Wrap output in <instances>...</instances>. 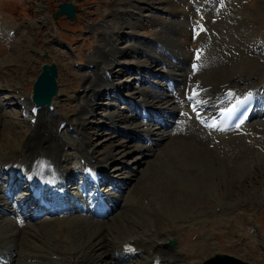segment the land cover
I'll return each instance as SVG.
<instances>
[{
  "label": "rangeland",
  "instance_id": "1",
  "mask_svg": "<svg viewBox=\"0 0 264 264\" xmlns=\"http://www.w3.org/2000/svg\"><path fill=\"white\" fill-rule=\"evenodd\" d=\"M65 1L73 2L79 6L76 18L72 20L62 15L54 20L52 18L53 12L58 9L60 3ZM227 1L232 3L227 7V13L225 14L221 7L218 8L219 0H0V18L8 21L13 27H21L20 35L11 37L8 40L3 38L0 32V87L2 86L0 88V144L6 145L5 138H8L11 130H14L11 127V130H8L7 125L4 126L2 123L11 124L10 121H17L19 124H23L22 121L20 122L22 118L20 105H18L19 93L13 91V85H21L23 91L29 93L32 88L31 81L39 74L41 65L44 62L56 61L59 67L60 77L58 83L61 96L57 97L59 99L56 101V106H60V108L57 107L54 113L64 114L65 117L70 116L75 124L74 129L78 125L77 120L82 117L78 113L84 110L88 114L83 116L86 119L85 130L82 129L85 135L81 133L82 130L76 129V131L73 130L69 134L62 133L63 138L74 144L75 149L78 146L84 153L88 149L91 156H95L94 153H96L98 158L104 160V165L110 162L109 167L108 165L106 167L108 169L107 175L109 178L111 177V182L107 183V188L113 197H116L115 200L121 201L123 206L102 218L89 211L80 215L75 213L74 216L70 215L68 217L82 218L83 221L86 220L87 224L89 222V226L96 225L95 227L101 231L108 227L110 235L112 234L110 237L115 236L114 233H117L120 229L131 228L130 230L135 232L134 229L137 228V225L143 223L140 210L137 208L131 209L133 205H128L131 202L130 200L134 198L131 192L134 191L132 188L138 180L136 178H145V174V181L150 184L154 181L155 176L160 177L164 180L163 182L168 179L170 175L164 173L169 174L170 169H177V164L174 166L161 149L170 141L168 133L177 123H179L178 131L184 130L187 125L192 124L193 128L198 131L199 134L197 135L199 137L202 129L199 127L197 129L195 126H201L198 124L197 116L203 115L204 110L210 106V102L214 99L211 98L214 92L206 91L203 93L199 91L196 95L197 102L200 99H205L208 103L203 106L197 105L199 110L196 113L188 108L190 100L186 99L185 95L190 86L189 82L199 74L197 67L189 62L194 50L199 48V44H203L201 48L206 46L209 53L201 62V66L205 72H208V69L218 72L220 67L231 61L230 57H227L230 50L226 49L229 44L226 45L222 40H225L226 37V40L234 38L232 48L236 52V49H234L238 47L236 39L244 41L242 34L238 36L239 33L237 32L241 31L238 28L246 26L253 34L255 41L257 40L258 46L254 48L256 53L253 51L250 55L259 53L264 56V0ZM249 14L254 17V23H247L251 18ZM31 22H35L36 28L29 27ZM197 22H203L205 25L202 28L204 41L201 43H196L198 34H196V31H192V27L196 26ZM23 24H27V27ZM222 30L225 33H221ZM231 30H233V33L226 36ZM187 33L189 34L187 35ZM5 36L8 37V34ZM49 40L57 41L59 45L56 46L54 43L48 45ZM21 41L23 42L21 43ZM158 41L162 45L157 44ZM176 41L180 42V46ZM216 42H220V44ZM132 44L134 45L132 46ZM163 45H165V48H163ZM42 50L49 53L48 58H42L38 55ZM137 58L139 61H137ZM12 60L16 61L9 63L12 66L6 68L8 64L4 63ZM139 62L141 67L137 66ZM90 63L96 64L95 67L89 68ZM107 64L111 65L109 69L112 73L110 72L111 77H107L108 80L106 81L104 70ZM189 67L192 74L187 78H184L183 75L180 76L181 69H189ZM127 68L129 69L127 70ZM4 69H7L5 74L3 73ZM18 69L20 71L16 73ZM241 73L244 74V72L238 71L233 75ZM171 78L172 80H170ZM261 78L257 83L262 82L261 84L264 87V76ZM222 80L225 81V78H220L217 81ZM207 81L208 85L211 84L209 80ZM92 83H97L100 88L108 89L101 96L99 95L98 100L89 98L90 102H87L89 100L84 97L83 86L87 87ZM110 85L117 86L121 96L117 95L120 94L118 92L116 94L112 92L116 88H112ZM215 85L211 84V88L213 89ZM215 98H217V95H215ZM89 105H92L93 108ZM22 110L24 109L22 108ZM111 113L112 115L120 114V117L115 116L117 121L115 124L111 122ZM142 113H146L148 119H150L142 120L140 118ZM126 115H130V118L133 116V120L132 118L127 120ZM162 122H165L166 125L162 126ZM195 122L197 124H194ZM19 124L15 127V131L30 132L29 125L24 123L20 126ZM247 127L246 133L242 130V132L230 134L231 138L243 140L240 147L237 145L239 143L234 141L228 143L226 147L225 145L214 146L215 154H219L227 168L228 166L234 168V165L239 161L243 168L231 169L232 172L229 178H221L220 172H218L219 165L212 157L210 159L211 163L209 162L211 165L208 167L211 169L208 170L210 174H207V172L204 176L202 174L201 176L198 175L201 182H198L199 190L196 193L189 194L191 197L182 196L184 194L180 195L179 193L173 194L180 203H182L181 200L185 201V209L191 214L190 219L193 221L188 231L186 230L188 227L185 226L183 231L172 238L176 241V244L170 246L182 250L183 254H189L193 251V254L196 253L195 257L198 256L197 254L200 255V250L204 253L208 247L211 249L215 247L213 250L218 253H227L251 264H264V151L257 150L252 141L247 142L249 136H254L256 140L264 145V102L260 103L257 115L247 124ZM248 132L252 135L247 136ZM202 134L203 137L206 136L203 132ZM148 135L155 142L158 141V145L153 146L154 149L151 148L154 152L151 149H146L147 153L141 154L139 147L143 146L144 151L146 147L150 146L145 141V136L148 137ZM211 135L217 136V138L222 136L214 133H211ZM9 138H14V136ZM206 138L208 140L209 136H206ZM210 139L213 140L214 138ZM210 142L215 144L214 141L210 140ZM255 144H258V142H255ZM73 147L68 149L70 150L69 153H72V157L69 154L71 167L75 165V161L79 160V156ZM199 147L198 150L202 151V145H199ZM162 151L164 154H162ZM155 154H161V157H155ZM216 155L215 157H217ZM143 156H146L144 158L145 163L142 160ZM188 159L191 158L188 157ZM195 161V164L199 166L200 160L195 159ZM184 164L182 162L179 165L182 167ZM73 171L74 169H69V172L73 173ZM196 177L197 175H191L189 180ZM184 179H188V177ZM130 180L132 181L131 186L129 185ZM120 181L124 183H120ZM113 184L116 185V188H113ZM130 190L133 191L130 192ZM21 195V191H18L14 193V197L12 196L8 200L7 206L9 207L7 209L9 213H4L0 208V214L4 216L3 218L0 217V227L3 230L2 232L6 234L5 237L12 239L10 245L18 241L17 239H21V235L24 236L23 231L17 225L25 222H20L22 217L17 212ZM2 197L6 198V195L0 190V198ZM237 200H241L244 202L243 205L246 204L247 206L244 205L240 209V204L236 203ZM21 202L24 206L25 203L22 200ZM111 204L110 201L109 205ZM258 206H261V208ZM206 212H208L206 220L208 219L207 221L210 222V227H206L202 222L204 217L200 215ZM29 213V210H26V214ZM194 215H200L201 217ZM240 215L249 219V223L244 222ZM68 217L63 219L46 217L29 221L26 225L34 226L35 229L45 220L64 222L63 220L68 219ZM71 219L65 220L70 223V229L66 234V244L76 247L79 242H82L88 247L91 243L90 240H92L88 237L90 236L89 233H87V230L79 229L75 223L72 224ZM146 221L150 222L149 218H145L144 222ZM110 227L115 229L114 232ZM53 230L54 228L47 230V232L46 230L40 232L42 234L41 241H52L50 237L54 235ZM119 231L117 235L120 234ZM43 234H46V237ZM47 235H49V238ZM202 242L208 244L205 243V246H202ZM29 243L32 245L31 241ZM33 244L42 249L41 253L44 256L52 254V250L44 243L33 242ZM18 245L21 247L20 241H18ZM15 250L4 248V252L0 254V264H17L18 262L15 263L17 260L13 256ZM136 259L122 260L126 262H120V264H133ZM22 261L20 259L19 263L26 262ZM38 261L50 264L45 258Z\"/></svg>",
  "mask_w": 264,
  "mask_h": 264
},
{
  "label": "bare ground",
  "instance_id": "2",
  "mask_svg": "<svg viewBox=\"0 0 264 264\" xmlns=\"http://www.w3.org/2000/svg\"><path fill=\"white\" fill-rule=\"evenodd\" d=\"M219 1H221L222 3H224V1H226L227 4L226 3L223 4V6H226L225 11H227V7L230 6V4L232 3V2H228L227 0H219ZM221 2H219V4H218L219 9H220ZM221 10L224 12L223 7L221 8ZM218 24H220V23H218ZM0 25L3 28H4V26H5V28L7 27L6 24L2 25L1 22H0ZM196 26H197L196 27V34H198V38L196 40V43H201L202 41H204V37H203L204 33H202V28H204L205 25L203 24V22L202 23L197 22ZM3 28H2V31H3ZM228 29H229V27H228ZM238 29H241V31L237 30L238 31L237 33H239L238 36H240V34H242L243 35L242 38L244 39V41L242 42L241 40L236 39L237 40L236 43L238 45V47L234 48V49H236V52L232 48V45L234 44L233 40H235L234 38L233 39L230 38L228 40H226L227 37L225 38V40L223 38H220V39H223L222 42H225L226 45H227V43L229 44V46H227L226 49L230 50L227 54V57H230L231 61L227 64H224L222 67H220L218 69V72L216 70L211 71L209 69H208V72L207 71L205 72L204 68H202L201 64H199V68L203 72L197 75L198 84L194 87L195 90H200V89L208 87L205 91H212V92L216 93L217 91L220 92L221 87L231 88V87H233V84H234V86H237L239 88H246V87H250V86H257V85L261 86L262 85L261 84L262 82L260 83L261 85L258 84L257 82H258V80L262 79L261 78L262 76H264V56L262 54H259V53L258 54L253 53L250 55V53H252L254 51V48L258 47L257 42H256L257 40L255 41V38L252 36L253 34L250 33L251 31H249V29L246 26H241ZM106 31H108V30H106ZM246 31H247V33H246ZM191 32H190V34H191ZM221 33H225L224 30H222ZM232 33H233V30H231V32L227 33L226 36H229ZM234 33H236V32L234 31ZM188 34L189 33H187V35ZM162 35H164V34H162ZM216 36H217V34H216ZM233 36H235V35L233 34ZM217 38H218V36H217ZM198 40H199V42H198ZM22 42L23 41H21V43ZM176 42L178 45L180 44L179 41H176ZM139 43H141V42H139ZM134 44H132V46ZM217 44H220V42H218ZM133 50H134V48H133ZM197 50L201 54V57L203 58L202 61H203L205 59L207 53H209L208 52L209 49L205 46V47L197 49ZM41 53L42 52H39V54H41ZM191 57L192 58L189 62L192 64V62H194V56L192 55ZM30 59H32V58L30 57ZM14 61H16V60H12V61H9L8 63H4V64H8V66H6V68L11 67L12 64H9V63H14ZM137 61H139V59ZM91 63H94V62H91ZM107 66H111V65L107 64ZM137 66L141 67V63L139 62V64H137ZM111 69H112V67H111ZM128 69L129 68H127V70ZM179 69H181V68H179ZM107 70H109L108 67H107ZM181 70H180L181 71L180 76L183 75L184 78L185 77L187 78V76H190L192 74L190 67H189V69L182 68ZM6 71H7V69H4L3 73L5 74ZM18 71H20V70L19 69L16 70V73ZM238 71L244 72V74L241 73L238 75H233L235 72H238ZM215 72H217V73H215ZM111 73H112V71H111ZM0 77H1V74H0ZM220 78H225V81L224 80L217 81ZM214 79L216 81H213ZM228 79H230V80H228ZM34 80H35V78L31 82H34ZM107 80L108 79H106V81ZM170 80H172V78ZM207 80H209V83H211V84H216L215 86H213L214 87L213 89L211 88V84L208 85ZM186 83H188V82H186ZM174 85H175V83H174ZM178 85L180 86V82ZM245 85H248V86H245ZM110 86H112V88H116L117 92L119 91L117 86H114V85H110ZM83 87H84V89H83L84 97L87 98L88 100H89V98L91 100H96V99L98 100L99 97L102 95V93L105 92L106 89H108V88H100L97 85V83H92V84L88 85L87 87L84 85ZM13 89H14L13 90L14 92L19 93L20 99L22 96L25 95V93L21 89V85H16V86L13 85ZM26 91H28V90L26 89ZM118 93H121V92L119 91ZM30 94H31V92H29L22 101L19 100V104H20L21 108H23L25 111H28V115H29L28 119L22 117L21 121L24 124L25 122L27 123V120H28V125H29L28 127L30 128V132L29 133H22L21 131H17V130L15 131V127H17V125L19 124L17 121H16L18 123L17 125L15 124L16 122H11V121H10L11 124L2 123L4 126L7 125L8 130L10 129V127L12 129H14V130L10 129L11 132L9 133L10 134L9 137L14 136V138H9V137L5 138L6 139L5 140L6 145L0 144V181H2L0 183V190H1V192H3L6 195V198L5 197L0 198V208L1 207H6V208L9 207V206H7L9 203L8 200H10V198H12V196L14 195L15 190H16V187H13V181H12L13 178L11 175L12 170H16V173L14 175L17 176L19 173H22L25 177H27L29 179L28 184L25 185L24 190H26V187H29L30 185H34V186H38V187H40V186L50 187V185H52L55 182V180L60 178V177L67 178L68 182H71L74 179V177H76V174H77L76 173L75 175H73V173L69 172V169H72V167L70 166V162H69L71 157L69 156L70 153H69L68 147H73L74 144L70 143L69 141H66L63 138V136L59 133V127L62 123L65 122V123H67V125H74L72 119L70 118V116L65 117L64 114L60 115V114L51 112V109H49L48 107H42V109H40L38 112V118H37L36 122L34 124H32L31 123V116H34V111L32 109V106H34V104L32 102H30ZM140 94H142V93H140ZM150 96L152 97V95H150ZM84 97H82V98H84ZM191 97H195V93H191ZM58 99L59 98H57V97L54 98L52 104L56 105V101H58ZM87 102H90V100ZM0 105H1V103H0ZM56 107L60 108V106H56ZM56 107H55V109L57 110ZM144 108H146V107H144ZM78 114H81L82 117L79 116L80 119L79 120L76 119L78 121L77 122V124H78L77 128H78V130H82V129L85 130L86 119L83 116L88 115V114L84 110H81ZM128 114H130V113H128ZM115 116L120 117V114H117V115L113 114L112 115V113H111L110 118H112L113 123L117 122L115 119ZM129 116L126 115V117L128 118L127 120H130L133 117L132 116L130 118ZM132 120H133V118H132ZM20 124H22V123H20ZM178 124L179 123H177L176 126H174L173 129H171V131L168 133V138L170 140L169 143L167 145L165 144V146H163L161 148V149H163V151L165 153L164 154L162 151V154L167 156V159L170 160V162H172V164L174 166L177 164L176 165L177 169L176 170L170 169L169 174L163 172L165 175H170L168 177V179L165 180V182H163L164 180H162L160 177L157 178L155 176L154 181L150 184V183L145 181L146 175L144 174L145 178H143V177L136 178V179H138L135 182L136 184L134 185L133 188L130 187L134 190V191L130 190V192L131 191L134 192V193L131 192V195H134L135 199L133 198L132 200H130L131 202L128 205H133V207L131 209L137 208L138 210H140L139 212L142 215L141 220L143 221L142 225L139 223L138 224L139 226L137 225V228L134 229L135 232L130 230L131 228H127L126 230L120 229V231L118 230L120 232L119 235H117V233H118V231H117V233H114V234H116L115 236L110 237L112 234L110 235L108 227L104 228L101 231V230H99V228L97 229V227H95L96 225L92 226V227L89 226L88 225L89 222L87 224L86 220L83 221V219L81 217L80 218L82 220L79 219V217H68V219H65V220H69L72 218L70 220L71 223L72 224L75 223L76 226L79 227V229L87 230V233H89V235H90L88 237H90V239H92V240H90L91 243L89 244L88 247L85 246V244H83L82 242H79V244L76 245V247H72V246L66 244L67 243L66 234H67V231L70 229V225H69L70 223L69 222H67L65 220H63L64 222L45 220L44 222H42L41 225H39L37 228L34 229V226L26 225V223L28 224V222L25 220L24 223H22V224L18 223L17 224L18 227L21 229V231H23V233H24V236L21 235V237H22L21 239H17L18 241H20L21 247L18 245V241H15V243H13V245H10L12 243V241H11L12 239L5 237L6 234H4L2 232L3 230L0 227V254L4 252V248L16 249L15 252H13L14 253L13 256L17 260L15 263L18 262L17 264H47L45 262L38 261V260L43 259V258L47 259L50 264H56V263H58V264L59 263H61V264H119L122 260L129 259V257H131L129 255L133 254V253H128V252L125 253V249H126L125 245L130 243V244H134L136 246V249H138L141 252L140 254H138V256H136V257H138V259H137L135 264H153V263H155V264H202V262L208 256H211L216 252L213 250L215 247H213V249L208 247L206 249V251H204V253L201 252L202 250H200V255L197 254L198 256L194 257V255L196 253L193 254L192 253L193 251L189 254H186V253L183 254L182 250L174 249L172 246L167 244V240L171 237L175 238L176 237L175 235L177 233H180L181 231H183L185 229V226L188 227L186 229L188 231L192 225L191 223L193 222L192 219H190L191 214H189L188 211L185 209V204H184L185 201L181 200L182 203H180V201L176 197H174L173 194L179 193L180 195L184 194L182 196L191 197V196H189V194H192V192L196 193L199 190L198 182L199 181L201 182L198 175L201 176V174H202L204 176V175H206L207 172H208L207 174H210V171H208L210 168H208V167H210V165H211L210 159L212 157L214 158L213 160L215 162H217V164L219 165V169H218L219 171L218 172H220L221 178L222 177L229 178L231 176V172H232L231 169L243 168V166L240 165V163H239L240 161L237 162L236 165H234V168H232V167L229 168V166L227 168V166L225 164H223L224 162L219 157V154L216 155L215 151H214V146L219 147L221 145H225V147H226L228 145V143H233V141L235 143H239L237 145L240 147L241 146L240 143H243V140L239 139V138L234 139V138L230 137V134H232L234 132H238V131H232L230 133L226 132L228 134H226L225 136L223 134L222 136L217 138V137H214L213 135H211L212 132L209 134L205 128L198 126V125H195L196 128L199 127L200 129H202V130H200L201 131L200 136L202 138H199L200 136L198 137V135H197L199 133H198V131H196V129L193 128L192 124L187 125L186 129L180 130V131H178V129H177ZM194 124H197V123L195 122ZM165 125H166V123L162 122V126H165ZM156 126H158V125H156ZM183 128H185V127H183ZM62 131H63V129H62ZM15 132H16V134H15ZM202 132L204 133V135L209 136V139L214 138L213 140L212 139H210V140L214 141L215 144H212L209 139L207 140L206 136L203 137ZM81 133H84L83 130L81 131ZM84 135H85V133H84ZM145 138H146V136H145ZM236 139H238L237 142H236ZM157 142L154 141L150 146L146 147L144 151H143V149H144L143 146L139 147L140 153L141 154H144V152L147 153L146 149H148V150H150L151 148L154 149L153 146H157L158 145ZM199 145H202V149H201L202 151H200V149L198 150V148H200ZM121 146H125V145H121ZM89 153H90L89 150H87L86 153L80 152L81 163H82V159L85 160L88 164H96V165L100 166V165H102V163H104V160L102 158H98V157L96 158L95 156H91ZM215 155L217 157H215ZM145 157L146 156H143V158H142L144 163H145V160H144ZM155 157H161V154L160 155L155 154ZM188 157H190L191 159H188ZM41 158H43L45 161H42ZM195 159L200 160L199 166H197L195 164V162H196ZM182 162H184L185 164L181 167L179 164L180 163L182 164ZM136 163L138 164V162H136ZM144 163H142V164H144ZM139 164H140V162H139ZM201 164H202V166H200ZM214 164H216V163H214ZM227 164H228V162H227ZM195 172H196V174H194ZM78 173H81L83 175L82 170L78 171ZM182 175L184 177H181ZM191 175H197L198 178L196 177L195 179L189 180V177ZM10 176H11V178H10ZM185 177H188V179H184ZM125 184H126V182H125ZM131 184H132V181L130 180L129 185L131 186ZM59 187L63 188L61 183H60ZM63 190L65 191V197H70L69 196L70 191H68V188H63ZM52 192L53 191H51L49 193H52ZM163 193H165V194H163ZM165 195H166V198H165ZM22 201L25 203L24 207H30V206H33L35 204V201L33 200V198L30 197V195L24 197L22 199ZM88 201H90L89 202L90 208H92V205L96 203V199H92L91 195L89 196ZM97 204L98 203H96L95 205H97ZM35 207H37V209L43 210L42 206L36 205ZM121 207H123L122 202L119 201L118 199H116L115 201H113V205L110 209H108V211L110 210V212L112 213L115 210L117 211V209H119ZM19 208H21L20 205H19ZM83 208H84L83 205H74L71 207H61L59 211L62 213L70 214V213H73L74 211H78L79 209H83ZM223 209H225V208H223ZM206 214H208V212H206L204 214H200L201 216L204 217V220L203 221L201 220V221L206 225V227H210L211 226L210 222L207 221L208 219L206 220ZM200 215H194V216L199 217ZM0 217L3 218L4 217L3 214L2 215L0 214ZM49 217H51V216H49ZM39 218H40V214H37L36 216L29 217V219H31V221L39 220ZM145 218H149L150 222H147V221L144 222ZM40 219H42V218H40ZM86 225H88V226H86ZM5 228H7V227H5ZM53 228H54V230H53L54 235L50 237L52 241H41L42 240V234L40 232H42L43 230H46V232H47V230H51ZM120 228H121V226H120ZM92 229H95V230L93 231ZM110 229L113 230V232L115 230L113 227H110ZM96 230H98V231H96ZM79 231H81V230H79ZM148 231H149V233H147ZM45 235L43 234L44 237H46ZM47 236L49 238V235H47ZM14 237H15V235H14ZM38 240H40V241H38ZM206 240L208 241L207 238H206ZM30 241L32 242V245L29 243ZM33 242L44 243L45 246L49 247V249L52 250V252H51L52 254L50 256H44L41 253L42 249H40V247L34 245ZM205 243L206 242H202L201 245L205 246L204 245ZM206 244H208V243H206ZM17 245H18V250H17ZM42 247H44V246H42ZM119 247H120V249H118ZM46 250H48V249H46ZM190 251H191V249H190ZM5 253H7V252H5ZM3 255H1V256L3 257ZM157 257H159L161 259H158ZM21 258L26 259V262L25 263H19L20 260L18 261V259H21ZM27 258H29V259H27ZM3 262H5V261H3Z\"/></svg>",
  "mask_w": 264,
  "mask_h": 264
},
{
  "label": "water",
  "instance_id": "3",
  "mask_svg": "<svg viewBox=\"0 0 264 264\" xmlns=\"http://www.w3.org/2000/svg\"><path fill=\"white\" fill-rule=\"evenodd\" d=\"M77 6L71 2H63L59 5V9L53 14V18L57 19L62 14L66 13L68 18L74 19L76 17ZM46 56V54H45ZM58 65L55 61L52 63H44L42 71L37 77L33 85L32 99L38 105H49L53 98L59 93V86L57 83ZM174 244V241L172 242ZM205 264H250L242 261L237 257L228 254H218L211 258Z\"/></svg>",
  "mask_w": 264,
  "mask_h": 264
}]
</instances>
